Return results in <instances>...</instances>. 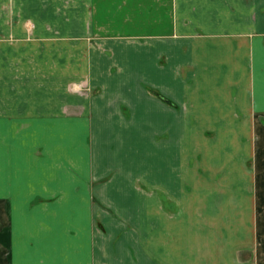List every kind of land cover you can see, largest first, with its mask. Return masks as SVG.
<instances>
[{
  "label": "crops",
  "instance_id": "obj_1",
  "mask_svg": "<svg viewBox=\"0 0 264 264\" xmlns=\"http://www.w3.org/2000/svg\"><path fill=\"white\" fill-rule=\"evenodd\" d=\"M0 264H264V0H0Z\"/></svg>",
  "mask_w": 264,
  "mask_h": 264
},
{
  "label": "rangeland",
  "instance_id": "obj_2",
  "mask_svg": "<svg viewBox=\"0 0 264 264\" xmlns=\"http://www.w3.org/2000/svg\"><path fill=\"white\" fill-rule=\"evenodd\" d=\"M109 177L105 178V180H108ZM141 189L147 193L149 196H151V194H153V191L152 189H150L149 186H147L146 184H142L141 186ZM159 198H160V201H161V205L163 206L164 210L169 212V213H176L179 211L180 209V205L178 204V202H176L175 200H173L172 198L166 196L165 194L163 193H159ZM149 198H146L145 199V205H149ZM102 205V204H101ZM102 208L104 210H106L103 206ZM98 220V219H97ZM97 227H98V224H97Z\"/></svg>",
  "mask_w": 264,
  "mask_h": 264
}]
</instances>
